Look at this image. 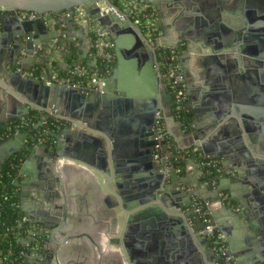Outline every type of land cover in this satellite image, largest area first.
<instances>
[{"label":"crops","instance_id":"1","mask_svg":"<svg viewBox=\"0 0 264 264\" xmlns=\"http://www.w3.org/2000/svg\"><path fill=\"white\" fill-rule=\"evenodd\" d=\"M260 2L261 0H142L144 8L152 13L158 44L165 47L177 45L183 52L176 55L173 71L180 81V90L187 93L184 97L187 105L196 108L189 110L193 119L189 127L180 125L179 120L170 115L167 103L159 108L158 111L164 116L170 142L177 150L196 148L202 155L204 153L201 148L204 146L210 152L209 158L217 160L221 168L216 187L222 189L221 194L225 198H220L234 211L240 209L239 202H242L243 210L248 215L259 212V219L255 218L264 226V192L260 191L261 198L257 199L251 194V188H255L252 184L254 178L264 177L261 163L264 161V112L255 115L253 112L249 113L250 109H264V106L250 103L264 98L259 95L264 92V65L260 64L264 62V12L259 9ZM252 22L255 27L250 28L249 24ZM76 25L82 26L85 34L89 33V29L78 21ZM61 37L66 39V34ZM78 37L77 32L71 30L69 42L65 40L67 46L59 50L61 53L58 54V60L51 63L60 76L73 64H82L90 75L99 73L92 42L85 44ZM9 45L8 43L7 47ZM84 45L88 49L82 52ZM30 58L29 69L37 72L43 59L39 47ZM9 60L8 51H4L0 66H6ZM183 69L184 76L179 74ZM47 75V72L36 74V78L42 80ZM23 105L8 92H0V121L12 118L18 111L22 112ZM222 109L239 112L246 118L244 121L250 130L245 134L241 120L236 119L242 130L241 136H238L242 145H237L235 149L231 147L237 143L238 138L228 136L231 128L226 127L221 134L218 131L222 124L206 130L207 115L211 111ZM33 111L36 110H31V113ZM102 113L97 110L90 119H86L91 123L88 129L64 123L63 128L68 129V132L60 135L58 161L52 163L50 173H47L48 164L44 162L43 156L28 160L25 171H18L19 175L14 183L19 184L18 193L22 190L24 194L19 195L18 204L21 215L26 219L22 223L23 231L20 234L27 241L30 240L31 232L38 233L41 228L32 225L30 229L29 221L40 222L45 215L53 216L57 211L60 215L65 211L64 234L69 238L63 246L65 249L58 264H175L171 262L167 253L169 251L165 250L160 257L151 259L155 244L159 245L158 240L178 243L183 232L186 233L191 226H199L194 214V204L196 201L209 204L216 187L212 188L200 169L184 159L179 171L181 178L187 181L181 187L184 194L180 198L172 191L166 201L168 205H179L181 212L178 215L183 221L182 225L160 219L156 226H161V234L156 233L155 238L150 237L149 232H144L143 235L133 229L134 223L135 226L141 225L139 220L131 218L133 212L130 213L129 226L124 225L122 207L131 206L134 195L139 191L138 187L151 184L154 177L148 167L149 155H146L142 141L135 136H105L100 129L92 127L103 122L98 118ZM76 121L87 125L82 119ZM213 133H217V136L212 135ZM16 143L21 144L19 141ZM52 144L55 146V140ZM231 151L236 154L246 152L259 159L257 162L260 163L255 166L254 173L244 166L245 160L240 156V164L234 165ZM151 153L153 155L154 151ZM195 162L198 163L196 159ZM109 172L116 176L115 183L105 176ZM50 178L56 183L52 184L51 190L47 189L46 183ZM59 179L62 181V189L58 191ZM188 191L198 195L192 194L189 201V197L184 196ZM61 192L65 200L62 199ZM118 216L121 217L120 222L117 221ZM61 219V216L57 217V220ZM21 227L19 224L18 228ZM198 233H201L200 230ZM239 234L237 240L243 246L235 251L239 255L237 262L255 264L260 261V248L264 246L262 239L254 234ZM237 235V231L233 229L231 238L236 239ZM120 240L125 246L118 245ZM200 252H204L201 256L204 264H213L216 257L210 251V246L203 247ZM26 264L32 262L26 261Z\"/></svg>","mask_w":264,"mask_h":264},{"label":"water","instance_id":"2","mask_svg":"<svg viewBox=\"0 0 264 264\" xmlns=\"http://www.w3.org/2000/svg\"><path fill=\"white\" fill-rule=\"evenodd\" d=\"M99 4L121 12L120 4L115 5L114 0H0V61L4 51H8L10 55V60L6 66H0V92L2 94L8 92L13 98L24 104L22 112L18 111L12 118L1 120L0 126L10 125L16 120L28 119L31 116V110H36L43 114L42 120L50 116L59 122L76 124L83 129H88L91 123L86 119H90L95 111H102L103 113L98 118L103 122L98 123L97 126L92 125L93 128L100 129L105 136H135L145 145V153L149 155L148 167L151 169L154 181L147 184L146 187H138L139 191L134 195L131 206H123L121 211L125 215L124 225L129 226L131 222L130 213L133 212L131 218L134 217L141 223L140 226H135L134 223L133 229L143 235L144 232H149L150 237L155 238V234H161L162 230L159 229L161 226H156L157 222H160L158 220L169 221L174 225H182L183 222L178 215L181 212L179 205H168L166 201L168 194L172 191L181 198L184 194L181 187L187 181L181 178L180 172H177V165L173 161V156L165 152L166 141L158 142L156 139L158 136L156 113L161 106H165L167 103L170 115L174 117L171 102L175 91L180 90V81L174 74L175 63H171L170 58L165 61L168 65L167 71L164 70V65L158 60V48H166L165 46L159 45L156 39L152 40L153 44H151V41L129 18L122 22L115 14L100 12ZM75 8L82 9L93 25L105 32L113 44L112 68L98 90L65 84L46 85L39 78H36V74L40 75L44 72L48 73L50 69L54 70L52 64L58 60V54L61 53L59 50L67 46L71 30L76 31L85 44L92 41V35L90 33L85 34L82 26L76 25ZM259 9L264 12V0L259 3ZM21 13H32L35 18L22 19ZM157 17L160 19L161 16L158 14ZM205 21L207 22V20ZM249 25L250 28L255 27L254 22ZM61 26L65 29H62ZM63 34H66V39L61 37ZM8 43L10 44L9 47H7ZM38 47L43 59L40 61L41 68L36 72L30 70L28 64L30 57ZM86 48L88 49L87 45H84L82 52H85ZM174 49H178L177 54H183L177 45L174 46ZM96 60L95 65L98 61ZM207 60L209 62L210 58L208 57ZM260 64L264 65V62ZM184 71L185 69L179 74L184 76ZM103 72L104 70L100 68L99 74H103ZM170 73L172 76L169 78ZM172 83H175L174 90L171 89ZM188 90H190L189 86ZM181 91L184 103L180 109L186 111L189 121L187 124L179 121V124L189 127L193 123L189 110H193L194 107L187 105L184 98L187 93L185 90ZM259 95L264 96V92L263 94L259 93ZM161 96L166 98L163 99ZM250 103L262 107L264 106V98ZM262 111L264 112V109H250L249 113L253 112L255 115ZM237 118L241 120L244 133L247 134L249 129L244 121L246 118L239 112L228 109L211 111L206 118V130L214 128L217 124V127L222 124L218 131L219 134L227 127L232 129L228 136H237L238 138L241 136L242 130L239 128ZM81 119L87 125L78 124L76 120ZM40 127L42 128L41 121L30 127L25 126L18 132H13L7 140L0 142V166L17 154H24L25 158L18 171H25L28 160L35 156H43L44 162L48 164V166L46 165L47 173H50L53 168L51 167L52 163L58 161L60 135L67 134L68 129L60 127L53 131L52 129L44 130L41 137H48V139H41L35 133ZM217 133L212 135L217 136ZM54 140L55 146L52 144ZM240 140L241 138H238L237 143H234L231 148L235 149L234 147L237 145H242ZM16 141L21 142V144L16 143ZM158 144L161 147L159 152L161 158H168V163L153 160L151 152ZM201 149L203 155L209 158L210 152L204 146ZM231 156L232 163L236 166L241 162L239 156L242 157L245 160L244 166L251 169L252 173H254L255 166L260 163L257 162L260 161L259 159H255L246 152L240 151L236 154V152L231 151ZM224 158L227 156L225 155ZM186 161L197 166L200 173L203 174V170L199 163L196 164L195 159H185ZM163 163L166 164V167ZM261 163H263L262 175L264 176V161L262 160ZM18 175L17 172L16 176ZM105 176L115 183L116 176L111 175L110 172L105 173ZM253 182L255 188H251V194L254 199L261 198L259 192H264V177L262 179L260 177L254 178ZM46 183L48 184L47 189L50 190L53 188L52 184H56L51 178ZM18 185L17 183L15 186L19 187ZM57 185V190H61L62 181L60 179ZM221 192L222 189L217 187L214 189L213 199H210L209 204H205V217L210 221L209 225L223 235L224 245L228 254L233 257L234 263L240 264L236 260L239 255H236L235 252L243 246L237 240L240 237L239 233L242 236L243 234L247 236L257 235L264 242V226L256 219H259V212L248 215L243 210L242 202H239V210H232V207L220 198ZM62 194L63 192H61V197L65 200L64 194ZM192 194L198 195V193L188 191L184 196H188L190 201ZM19 195H24L22 190H19ZM55 209L58 208L55 207ZM59 216L62 217L61 220H57ZM65 217V211L61 212L60 215L57 211L53 216L45 215L40 222L29 221L30 229H32V225H38L41 229L38 233L33 234L31 232V238L28 241L23 234L18 237L21 246L27 249L25 262L58 264L65 249L63 246L69 238L64 234L66 222L63 218ZM116 218L118 222L121 221V217ZM150 219L153 221H149ZM197 222L199 226H191L190 230H187L186 233L183 232L178 243L173 241L164 243L158 240L159 245L155 244V247L153 245L151 259L160 257L165 250L169 251L167 253L171 262L175 264H192V262L204 264L201 259L204 252L201 253L200 250L210 245L204 238V234L198 233V230L203 229L204 225L198 219ZM233 229L238 233L236 239L231 238ZM120 244L125 246L121 240L118 244L121 247ZM138 247L140 248V246ZM210 251L212 252L211 249ZM260 252V261L255 262V264H264V246H261ZM214 262H216V258L213 264Z\"/></svg>","mask_w":264,"mask_h":264},{"label":"built area","instance_id":"3","mask_svg":"<svg viewBox=\"0 0 264 264\" xmlns=\"http://www.w3.org/2000/svg\"><path fill=\"white\" fill-rule=\"evenodd\" d=\"M120 4V10L121 12H118L114 10L113 8L107 7L103 4H99L100 12H106V13H112L115 14L120 21L125 22L127 18H129L132 23L137 26L141 32L149 39L151 40L153 37V34L155 33V25L153 18L151 19L150 16L143 13L144 8L142 4V0H118ZM74 16L76 21L81 23L83 26H86L89 29V33H94L92 37V48L93 53L96 59H99L102 64V69L104 70L103 74H94L91 75L89 78L87 77V72L81 68V67H75L71 71V77L73 76H79V77H86L88 78L86 81V86L83 87L81 81L74 82L72 78H64L61 77L56 71L53 69H50L48 72V75L46 78H42L41 82L45 83L46 85L50 84H65V85H71V86H79L85 89H93L98 90L105 79L106 76L110 74L111 68H112V61H113V44L108 39L105 32H103L101 29H97L91 20L88 18L87 14L80 8H75L74 10ZM20 17L22 19H34L35 15L32 13H21ZM172 56L170 57V60L175 61L176 55H174L173 52H171ZM169 78L172 76L170 73ZM174 84H171V89L174 90ZM175 97L179 102L180 100H184L182 96V91L177 90L175 91ZM25 120L20 121V124L18 125H8V128L6 131L0 130V142L8 139L10 135H12L13 132H18L21 130V128H24L27 125H23ZM165 123L163 122V114L162 112L158 111L156 113V129L157 134L156 139L158 142L166 141V143L170 142V138L166 133L165 130ZM28 127V126H27ZM6 138V139H5ZM160 145H156L154 147V154H153V160L155 162L164 161L168 163V158L160 156ZM179 152L181 153V158H191L189 156L196 154L199 161L200 168L213 169L218 175L221 174V168L219 166V162L215 159L207 158L204 155H202L196 148H187V149H179ZM194 159V158H192ZM164 164V167H166V164ZM177 172L179 170L177 169ZM210 186L212 188H215L217 185L216 179H210L209 180ZM220 197L225 196L223 194H219ZM14 208H18L19 204L15 203ZM205 205L199 201H196L194 204V213L196 215V218L198 221L204 225L203 229L200 230L202 234H204V238L209 242L210 249L212 250L214 256L216 257V262L214 264H235L232 256L228 254L227 248L224 245V237L223 235L214 229L211 225H209V220L205 217ZM23 222H26V219L21 215V218L19 220V224H22Z\"/></svg>","mask_w":264,"mask_h":264},{"label":"trees","instance_id":"4","mask_svg":"<svg viewBox=\"0 0 264 264\" xmlns=\"http://www.w3.org/2000/svg\"><path fill=\"white\" fill-rule=\"evenodd\" d=\"M114 4L118 5L119 1L114 0ZM143 13L153 17L152 13L145 9L143 10ZM152 19V18H151ZM92 37L94 33H91ZM153 40L156 39L155 33L152 37ZM178 49L174 48H158L157 51V57L159 62H161L164 66V70L167 71L168 65L165 62L168 58L172 56L171 52L174 53V55H177ZM99 69L102 68L101 61L99 59ZM171 63H175V61L171 60ZM75 67H81L84 68L81 64H73L70 66V68L64 72V74L61 77L64 78H72L74 82L81 81L82 86H86L87 79L91 76L90 74H87V77H79V76H72L71 77V71ZM99 71V70H98ZM57 72V71H56ZM175 93L172 98L171 102V109L173 112V115L177 120L180 122L187 124L189 121V118L187 117L186 111L183 109L181 110V106L184 103V100H178L175 97ZM43 114L37 111H33L31 113L30 118L25 120L23 125H27L30 127L31 125H34L41 121L42 128L40 127L35 131L36 135L39 136L41 139H48V137H41L42 132L47 129L55 130L56 128L64 127L63 122H59L55 120L54 118L48 116L44 120H42ZM20 124V121H13L12 125H18ZM187 127V125H185ZM8 128V125L0 126L1 131H6ZM23 129V128H21ZM6 139V138H5ZM50 140V138H49ZM165 152L169 153L171 156H173V161L177 165V169L180 171V166L182 163V160L184 158H181V153L177 148L173 145V143L168 142L166 146ZM191 158L196 159L199 161L196 154L189 156ZM25 158L24 154H17L13 156L9 161H7L5 164L0 166V264H26L25 262V255L27 253V249L22 247L19 241L20 233L23 231V224H20L22 227L18 228L19 220L21 218V213L18 208H14V204L19 202V193L17 190V187L15 186V179L17 178V172L21 165V162ZM203 176L206 181H209L210 179H217L219 175L211 168L203 169Z\"/></svg>","mask_w":264,"mask_h":264},{"label":"flooded vegetation","instance_id":"5","mask_svg":"<svg viewBox=\"0 0 264 264\" xmlns=\"http://www.w3.org/2000/svg\"><path fill=\"white\" fill-rule=\"evenodd\" d=\"M166 48H174V47L171 46V47H166ZM163 122H164V116H163ZM164 125H165V124H164Z\"/></svg>","mask_w":264,"mask_h":264}]
</instances>
